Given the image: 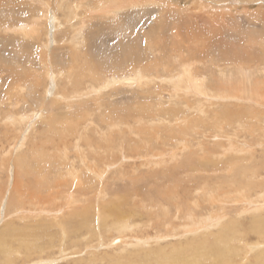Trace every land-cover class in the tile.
Returning <instances> with one entry per match:
<instances>
[{
  "label": "rangeland",
  "instance_id": "rangeland-1",
  "mask_svg": "<svg viewBox=\"0 0 264 264\" xmlns=\"http://www.w3.org/2000/svg\"><path fill=\"white\" fill-rule=\"evenodd\" d=\"M262 217L264 0H0V264H255Z\"/></svg>",
  "mask_w": 264,
  "mask_h": 264
},
{
  "label": "bare ground",
  "instance_id": "bare-ground-1",
  "mask_svg": "<svg viewBox=\"0 0 264 264\" xmlns=\"http://www.w3.org/2000/svg\"><path fill=\"white\" fill-rule=\"evenodd\" d=\"M139 1H140V0H139ZM124 2H125V1H124ZM130 3H132V2H130ZM137 4H138V3H137ZM126 5H127V4H126ZM130 5H131V4H130ZM218 5H219V4H218ZM115 6H116V5H115ZM131 6L133 7V5H131ZM111 7H113V6H111ZM109 8H110V7H109ZM113 8H115V7H113ZM113 8H112V9H113ZM121 8H122V7H121ZM107 10H109V9H107ZM106 12H108V11H106ZM115 15H116V14H115ZM212 15H213V14H212ZM57 23H58V22H57ZM57 23H56V24H57ZM2 25H3V24H2ZM158 25H159V24H158ZM158 25H156V27H157ZM3 26H5V25H3ZM56 26H57V25H56ZM59 26H60V25H59ZM159 26H161V25H159ZM5 27H6V26H5ZM22 27H23V26H22ZM18 28H20V27H18ZM18 28H14V29H12V30H17ZM26 28H29V27L27 26ZM32 28H33V26H32ZM32 28H29V29L32 30ZM29 29H27V30H29ZM35 29H36V28H35ZM64 29H65V28H64ZM221 29H222V28H221ZM3 30H5V28H4ZM12 30H11V31H12ZM18 30L24 31L23 33H28L27 35H29V32H27L26 30H23L22 28H20V29H18ZM18 30H17V31H18ZM78 30H79V29H78ZM17 31H16V32H17ZM37 31H38V30H37ZM56 31H57V29H56ZM80 31H81V30H80ZM217 31H218V30H217ZM254 31H255V30H254ZM160 32H161V31H160ZM209 33H210V32H209ZM75 34H76V32H75ZM75 34H74V35H75ZM152 34H153V33H152ZM47 35H48V34H47ZM153 35H154V34H153ZM151 38H152V37H151ZM148 39H149V38H148ZM160 39H161V38H160ZM150 40H151V39H150ZM204 40H205V39H204ZM72 41H73V40H72ZM74 41H75V40H74ZM2 43H3V42H2ZM70 43H71V42H70ZM153 44H154V43H153ZM72 45H73V44H72ZM152 46H153V45H152ZM155 46H156V47L160 46L159 41L157 42V44H156ZM50 47H51V46H50ZM156 47H155V48H156ZM151 48H152V47H151ZM151 50H152V49H151ZM161 50H162V49H161ZM70 52H71V51H70ZM20 55H21V54H20ZM171 61H172V60H171ZM185 61H186V60H185ZM187 61H188V60H187ZM192 65H193V64H192ZM186 66H187V65H186ZM186 66H183L182 73H185V71H188L187 69H189V68H186ZM188 66H189V65H188ZM193 66H194V65H193ZM191 67H192V66H191ZM147 68H148V67H147ZM200 68H201V67H200ZM194 69H195V68H194ZM197 69H198V68H197ZM197 69H196V70H197ZM180 71H181V70H180ZM142 73H143V72H141V74H140V72H139L140 76H139V75H138V76H139L140 78H142V76L145 77V75L142 74ZM188 73H189V72H188ZM191 74H192V73H191ZM179 76H180V74H179ZM179 76H178V77H179ZM139 77H138V78H139ZM201 77H202V76H201ZM37 78H39V77H37ZM76 78H77V77H76ZM136 78H137V77H136ZM183 78H185V77H184V76H182V78L180 77V78L178 79V82H179V83H177V84L181 85L180 83L182 82V79H183ZM214 79H215V78H214ZM15 80H16V79H15ZM15 80H14V81H15ZM38 80H39V79H38ZM38 80H37V81H38ZM67 80H68V79H67ZM124 80H126V79H124ZM139 80H140V79H139ZM139 80H138V81H139ZM168 80H169V79H168ZM187 80H188V79H187ZM190 80H191V81H186V82L183 80L184 83H185V85H187V86L191 89V90H190V89L188 88V89L190 90V92H194L195 90L198 91V89H200V90L203 91V92H206L205 88H200L199 83L197 82V80H193V79H190ZM112 81H113V82H112ZM112 81L109 82L108 84H109V85H110V84H111V85H112V84H117V83L121 82L122 80H119V79L117 80V79L114 78V80H112ZM129 81L132 82V83L134 82V80H132V79H129ZM205 81H206V80H205ZM35 82H36V81H35ZM135 82H136V80H135ZM139 82H140V81H139ZM188 82H189V83H188ZM203 82H204V81H203ZM203 82H202V84H203ZM205 83H206V82H205ZM205 83H204V84H205ZM40 84H41V83H40ZM108 84H107V85H108ZM129 85H130V84H129ZM177 86H178V85H177ZM204 86H205V85H204ZM209 86H210V85H208V87H209ZM216 87H217V85H216ZM216 87H215V89H214V92H215V90L217 91ZM21 88H22V87H21ZM21 88H20V89H21ZM173 88H174V87H173ZM212 88H213V87H212ZM179 90H181V89H179ZM183 90H184V89H183ZM196 91H195V92H196ZM212 91H213V90H212ZM203 92H202V94H203ZM221 92H222V91H221ZM229 92H230V91H229ZM234 92H235V91H234ZM236 93H237V92H236ZM178 94H179V93H178ZM184 94H186V92H185ZM212 94H214V93H212ZM221 94H223V93H221ZM228 94H229V93H228ZM231 94H232V92H231ZM254 94H255V93H254ZM203 95H204V94H203ZM162 96H163V95H162ZM181 96H182V95H181ZM183 96H184V95H183ZM187 96H189V95H187ZM187 96H186V97H187ZM225 96H226V95H225ZM46 97H47V96H46ZM209 97H210V96H209ZM214 97H216V96H214ZM221 97H222V96H221ZM231 97H232V95H231ZM236 97H237V96H236ZM236 97H235V98H236ZM205 98H206L205 95L202 96V98L199 99V101H200L201 104H198V105H203L202 102H205L206 100H209V99H205ZM207 98H208V97H207ZM229 98H230V97H229ZM212 99H213V98H212ZM222 99H223V97H222ZM193 100H194V99H193ZM141 104H142V103H141ZM205 104H206V103H205ZM210 104L212 105V104H215V103L212 101ZM210 104H209V105H210ZM187 105H188V107H189V106H192V105H190L189 103H188ZM203 106H204V105H203ZM192 107H194V106H192ZM196 107H197V106H196ZM204 107H205V106H204ZM166 108H167V107H166ZM206 108L208 109L209 107H206ZM200 111L202 112V114H204V113L206 112L205 109L203 110V107H200ZM207 112H208V111H207ZM50 113H51V112H50ZM221 113H222V112H221ZM223 113H225V111H224ZM246 114H247V113H246ZM229 115H230V113H229L226 117H228ZM48 116H49V115H48ZM210 116H211V114H210ZM213 116H214V115H213ZM221 116H222V115H221ZM221 116H220V117H221ZM52 117H53L52 120H54V116H53V115H52ZM194 117H195V116H194ZM200 117H201L200 119L203 120L205 116L202 117V115H201ZM207 117H208V116H207ZM229 117L231 118V120H233V116H229ZM49 118H51V116H50ZM196 118H197V117H196ZM196 118H195V119H196ZM210 119H211V118H210ZM214 119H215V118H214ZM217 119H218V117H217ZM211 120H212V119H211ZM218 120H220V119H218ZM218 120H217V121H218ZM49 121H51V119H49ZM197 121H198V120H197ZM205 121H206V120H204V122H205ZM221 121H222V120H221ZM208 122H209V121H208ZM214 122H215V121H214ZM218 122H219V121H218ZM48 123H50V122H48ZM51 123H52V122H51ZM51 123H50V124H51ZM211 123H212V122H211ZM219 123L222 124V122H219ZM219 123H218V124H219ZM53 124H54V123H53ZM200 124H201V122H200ZM51 125H52V124H51ZM204 125H206V124H204ZM207 125H208V124H207ZM49 126H50V125H49ZM55 126H56V124H55ZM211 126H212V125H211ZM221 126H222V125H221ZM209 128H210V126H209ZM54 129H55V128L53 127L52 130H54ZM215 130H216V129H215ZM224 146H225V145H224ZM231 146H232V145H231ZM234 147H235V146H234ZM90 149H91V148H90ZM229 149H230V148H229ZM234 149H235V148H234ZM236 149H237V148H236ZM33 150H35V149L33 148ZM37 150H39V149H37ZM208 150H209V149H208ZM237 150H238V149H237ZM247 150H248V149H247ZM250 150H251V149H250ZM44 151H45V150H44ZM44 151L42 150V153L46 154L47 152H44ZM242 151L244 152V149H242ZM40 153H41V152H40ZM40 153H39V154H40ZM79 153H80V152H79ZM244 153H245V152H244ZM33 154H35L34 151H33ZM39 154L37 153L36 155H39ZM49 154H50V153H49ZM49 154H48V155H49ZM82 154H83V153H82ZM93 154H94V153H93ZM42 155H43V154H42ZM42 155L40 154V155L38 156V157H39V161H40L39 163H41L40 156H42ZM50 155H51V154H50ZM33 156H34V155H33ZM82 156H84V155H82ZM156 156L161 157L162 154L159 155V154H156V153H155V157H156ZM48 157H50V156H48ZM245 157H246V156H245ZM245 157H243V158H245ZM36 158H37V157H36ZM44 158H47V155H46V157H44ZM55 158H56V157H55ZM205 159H207V158H205ZM251 159H252V158H251ZM36 160H38V158H37ZM240 161H241V160H240ZM188 163H190V162H188ZM188 163H187V164H188ZM110 164H111V163H110ZM235 164H236V163H235ZM184 165H185V164H184ZM184 165H183V167H184ZM199 165H200V166H203L202 164H199ZM208 165H209V164H208ZM236 165H238V163H237ZM236 165H234V168H235ZM241 165H243V164L240 163V167H241ZM250 165H251V164H250ZM43 166H44V165H43ZM185 166H187V165H185ZM194 166H195V165H194ZM205 166H207V165H205ZM205 166H203V167L206 168ZM231 166H232V165H231ZM183 167H182V169H183ZM188 167H189V166H188ZM208 167H209V166H208ZM208 167H207V168H208ZM228 167H229V166H228ZM236 167H237V166H236ZM240 167L238 166V168H235V169H234V171H235V176H236V177H237V175H238V176L241 175L242 171L245 172L246 174H247V172H249V171H247V170L244 171L243 168H242V167L240 168ZM243 167H245V166H243ZM249 167H250V169H251V168H252V165H251V166H248V169H249ZM43 168H44V167H43ZM184 168H185V167H184ZM200 168H201V167H200ZM207 168H206V169H207ZM230 168H231V167H230ZM43 170H44V169H43ZM197 170H198V169H197ZM230 170H231V169H230ZM95 171H96V170H95ZM95 171H94V172H95ZM97 171H98V170H97ZM203 171H204V170H203ZM202 174H203V173H202ZM204 174H205V173H204ZM224 175H225V174H224ZM78 176H79V175H78ZM78 176H77V177H78ZM198 176H202V175H198V174H197V177H196V178H199ZM215 176H216V175H215ZM98 177H99V175H98ZM204 177H205V176H203V178H204ZM224 177H225V176H224ZM84 178H85V177H84ZM217 179H218V178H217ZM224 179H225V178H224ZM242 179H243V178H242ZM195 180H196V179H195ZM202 180H203V179H202ZM204 180H205V178H204ZM186 181H187V180H186ZM186 181H185V182H186ZM199 182H200V180H199ZM226 182H227V181H226ZM250 183H251V182H250ZM201 184H202V183H201ZM192 185H193V184H192ZM249 185H250V184H249ZM232 186H233V185H232ZM255 186H256V185H255ZM194 188H195V187H194ZM251 188H252V187H251ZM261 188H262V187H261ZM172 190H173V189H172ZM172 190H171V191H172ZM184 191H186V190H184ZM247 192H248V191H247ZM184 193H185V192H184ZM186 193H187V192H186ZM190 193H191V192H190ZM167 195H168V194H167ZM172 195H173V194H172ZM182 195H184V194H182ZM186 195H187V194H186ZM190 197H191V196H190ZM172 198H173V197H172ZM121 200H122V198H121ZM110 201H112V200H110ZM110 201H109V202H110ZM196 202H197V200H196ZM198 202H199V204H200L201 201H198ZM114 204H115V205H118L115 201H114ZM237 204H238V202H237ZM171 205H172V202H171ZM183 205L186 206V207H185L184 209L180 208L179 210H175V213H188V212L191 210V208H189V204H188V203H184ZM196 205H197V204H196ZM249 205H250V204H249ZM110 206H111V205H110ZM190 206H191V204H190ZM232 206H233V205H232ZM250 206H251V205H250ZM171 207H172V206H171ZM174 207L177 208V205L174 204ZM199 207H201V205H200ZM106 208H107V207H106ZM108 209H109V208H107V210H108ZM116 209H117L116 207H110V210H111V214H112V216H113L114 214H116V215H118V214H122V213H121V210L119 211V210H116ZM119 209H120V208H119ZM17 210H18V209H17ZM45 210H46V209H45ZM99 210H100V209H99ZM213 210H214V209H213ZM169 212H170V211H169ZM197 215H198V214H197ZM182 216H183V215H182ZM190 216H191V215H190ZM212 216H213V215H212ZM191 217L194 218L193 216H191ZM216 217H217V216H216ZM258 217H259V216H258ZM166 218H167V217H166ZM173 218H174V217H173ZM212 218H215V216L211 217L210 219H212ZM262 218H264V217H262ZM262 218H261V219H262ZM199 220H200L199 223H202V222L204 223L205 221H207V220H209V219H208V218H207V219L200 218ZM199 220H197V221H199ZM263 220H264V219H262V220H259V219L257 220V219H256L254 223H255V225H258L257 222H260V223H261V221H263ZM166 221L171 222V223H170L171 225L174 224V222H173L172 219L167 218ZM189 221H190V220H189ZM187 222H188V221H187ZM263 222H264V221H263ZM190 223H191V221H190ZM235 223H236V222H235ZM59 224H60V223H59ZM128 224H129V223H128ZM197 224H198V223H197ZM197 224H195V227L197 226ZM205 224H206V223H205ZM215 224H216V223H215ZM215 224H213V225H215ZM199 225H200V224H199ZM207 225H208V224H207ZM253 225H254V224H253ZM64 226H65V224H64ZM133 226H134V225H133ZM205 226H206V225H205ZM261 228H262V227H261ZM133 229H134V228H133ZM263 230H264V229H263ZM34 231H35V230H33V229H29V228L26 229V230H22V229H17V230H15V229H14L13 234H12L11 237H12L13 240H15L16 243H18V244L21 243V241H23V243L26 244L25 241H27V239L25 238V236H27V235H32V236H34V239L36 238V235H37V234H36ZM121 231H124V230L122 229ZM222 231H223V230H222ZM11 232H12V231H11ZM11 232L5 231L3 234H7V233H11ZM32 236H31V237H32ZM223 237H224V236H223ZM25 239H26V240H25ZM34 239H33V240H34ZM4 240H7V237H4ZM33 240H32V242H33V243H32V242H31V239H30V242L32 243L31 245H33V244L36 242V241H35L36 239L34 240L35 242H34ZM111 240H112V239H111ZM120 240H121V239H115L114 242L112 243V246H114L115 244H117V242H120ZM122 240H123V239H122ZM124 241H125V240H124ZM28 242H29V241H28ZM23 243H22V244H23ZM126 243H127V242H126ZM27 244H28V243H27ZM128 244H129V243H128ZM20 245H21V244H20ZM27 246H29V245H27ZM256 257H257V256H256ZM166 262H170V259H168ZM236 262H237V261H236ZM260 263L264 264V257L262 258V254H261V256H258V257H257V262H256L255 264H260ZM168 264H171V263H168ZM193 264H194V263H193ZM236 264H237V263H236ZM246 264H253V263L251 262V259H250V258L248 259V258L246 257Z\"/></svg>",
  "mask_w": 264,
  "mask_h": 264
}]
</instances>
